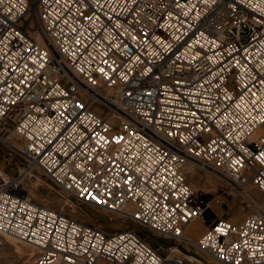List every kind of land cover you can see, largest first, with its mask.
<instances>
[{
    "label": "built area",
    "instance_id": "obj_1",
    "mask_svg": "<svg viewBox=\"0 0 264 264\" xmlns=\"http://www.w3.org/2000/svg\"><path fill=\"white\" fill-rule=\"evenodd\" d=\"M0 141L24 159L0 172V232L35 264H199L182 242L264 264V200L246 187L264 194V0H0ZM188 162L250 209L187 234L208 206ZM26 176L175 244L44 204Z\"/></svg>",
    "mask_w": 264,
    "mask_h": 264
},
{
    "label": "rangeland",
    "instance_id": "obj_2",
    "mask_svg": "<svg viewBox=\"0 0 264 264\" xmlns=\"http://www.w3.org/2000/svg\"><path fill=\"white\" fill-rule=\"evenodd\" d=\"M12 141L17 146H21L19 141H15V139H12ZM23 163L24 159L19 151L11 149L0 141V172L4 178L16 176ZM187 177L192 188L202 193L208 199V206L204 211L202 219L197 218L198 226L195 227L196 229L192 227L191 223L186 231L190 236L194 235L196 237L207 223L213 221L218 216H227L232 220H238L250 209L244 205L245 201L240 193L232 189L224 188L220 184L221 181L219 178L213 173L196 168L195 172L192 174L188 173ZM23 181L28 195L34 199L51 207H57L65 202L66 212L81 220L102 227L105 230L131 228L140 233L151 244L162 249L163 252L168 250L169 245L175 244L172 239L150 231L123 214L109 212L99 206L79 203L73 204L71 200L65 197L58 186L43 177L33 178L32 176H26ZM246 187L256 198L264 200V194L257 186L248 183ZM15 190L25 191L21 187ZM182 243L183 246L179 247L180 251L189 254L193 259L197 258L195 260L199 264H223L205 254L196 253V256L193 255V248L184 242ZM31 248L30 245L22 241L16 244L11 237L0 233V264H35L34 258L36 252Z\"/></svg>",
    "mask_w": 264,
    "mask_h": 264
},
{
    "label": "bare ground",
    "instance_id": "obj_3",
    "mask_svg": "<svg viewBox=\"0 0 264 264\" xmlns=\"http://www.w3.org/2000/svg\"><path fill=\"white\" fill-rule=\"evenodd\" d=\"M185 168H186V170L187 171H189V172H191V173H193V172H195V168L191 165V164H189V162L188 163H186L185 164ZM2 174V173H1ZM249 191V190H248ZM250 192V191H249ZM251 193V192H250ZM197 218H199L198 216L197 217H195V218H193L190 222H189V224L186 226V229H185V231H187V229H188V227L190 226V224L192 223V227H197L198 226V224H197V222H198V220H197ZM200 219V218H199ZM231 219V218H230ZM232 220V219H231ZM196 229V228H195ZM1 233V232H0ZM187 233V232H186ZM3 234V233H2ZM4 235H6V236H8V237H11L12 239H13V242H15L16 244H18V242H20L21 240H19V239H17L16 237H14V236H12V235H9V234H4ZM23 242V241H22ZM23 243H25V242H23ZM33 251H35L36 252V250L32 247L31 248ZM177 250H178V248H176ZM189 257L191 258V256L189 255ZM193 259V258H192ZM195 259H197V258H195ZM195 259H193V260H195ZM46 264H56V262H53V261H50V262H47Z\"/></svg>",
    "mask_w": 264,
    "mask_h": 264
},
{
    "label": "crops",
    "instance_id": "obj_4",
    "mask_svg": "<svg viewBox=\"0 0 264 264\" xmlns=\"http://www.w3.org/2000/svg\"><path fill=\"white\" fill-rule=\"evenodd\" d=\"M189 228V227H188ZM192 236H194V235H192Z\"/></svg>",
    "mask_w": 264,
    "mask_h": 264
}]
</instances>
